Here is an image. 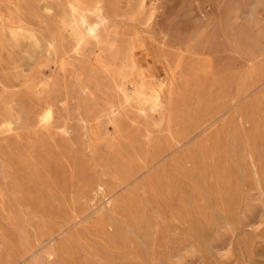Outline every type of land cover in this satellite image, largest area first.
<instances>
[{
	"label": "rangeland",
	"instance_id": "rangeland-1",
	"mask_svg": "<svg viewBox=\"0 0 264 264\" xmlns=\"http://www.w3.org/2000/svg\"><path fill=\"white\" fill-rule=\"evenodd\" d=\"M74 3L0 0V264H264V0Z\"/></svg>",
	"mask_w": 264,
	"mask_h": 264
},
{
	"label": "bare ground",
	"instance_id": "bare-ground-1",
	"mask_svg": "<svg viewBox=\"0 0 264 264\" xmlns=\"http://www.w3.org/2000/svg\"><path fill=\"white\" fill-rule=\"evenodd\" d=\"M74 4L75 6L73 7L74 8L73 14L67 17L66 20L69 22V24L72 25V27H74L75 30H78L80 28L84 32L85 36L90 37V36L95 35V33L99 31L105 25V22L107 19L106 14L103 10V7L100 4V0H75ZM77 34L79 35V42L82 41V37L80 36V34L78 32ZM33 40L36 42L37 38L33 36ZM47 51H49L48 55H51L52 57L55 56V51L51 50V46L50 48H47ZM127 62L128 64H137V61L133 60L131 57L127 59ZM158 83H159L158 85L151 88V92H152L153 106L160 107L162 106L161 104L163 101V95H162L163 86L166 84V82L160 81ZM168 85H169V82H168ZM32 86H33V83H32ZM209 88L212 91L217 89L219 93L224 92L222 85H215L212 82L209 83ZM240 94H241V91L238 88V90L236 91V94L230 97L229 99V102H231V100L233 101V103L231 102L232 104L230 103V105L229 104L223 105L213 110V112L210 113V117L208 118V120L201 121V123L199 124L203 125L207 122L206 123L207 126L213 125L215 121H217V119L221 118V116L230 109L231 106H233L240 100ZM54 116H55V106L51 103H48L45 106H43L41 110L37 113L36 120H37V123L41 125L42 127H49L52 125ZM238 121L241 124L243 123L244 118L241 115H239ZM65 132L66 130L63 129V133ZM247 158L249 160L253 178L256 184L260 185L261 184L260 175H259L258 167L256 165V162L254 161L252 153H248ZM154 160L155 159H153L152 161ZM149 163L150 162L144 163L142 168L149 167L148 166ZM104 188L105 187L102 183H99L96 187L97 191L104 190Z\"/></svg>",
	"mask_w": 264,
	"mask_h": 264
}]
</instances>
